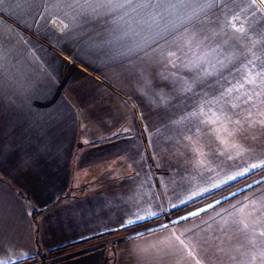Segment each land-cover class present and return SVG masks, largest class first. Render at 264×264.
<instances>
[{
    "label": "crops",
    "instance_id": "crops-1",
    "mask_svg": "<svg viewBox=\"0 0 264 264\" xmlns=\"http://www.w3.org/2000/svg\"><path fill=\"white\" fill-rule=\"evenodd\" d=\"M70 12L57 0L0 4V259L264 264V167L232 179L228 166L264 153V74L246 82L264 69V3L212 0L147 42L131 21ZM152 87L213 90L205 119L191 103L205 123L184 134V99ZM153 96L174 108L154 113Z\"/></svg>",
    "mask_w": 264,
    "mask_h": 264
},
{
    "label": "snow or ice",
    "instance_id": "snow-or-ice-1",
    "mask_svg": "<svg viewBox=\"0 0 264 264\" xmlns=\"http://www.w3.org/2000/svg\"><path fill=\"white\" fill-rule=\"evenodd\" d=\"M4 0H0L2 4ZM212 0H57L58 4L66 5L67 8L71 10L70 13H66L71 21H77L79 17L82 16H92V15H112L113 17H118L119 20H123L126 23L131 21L129 24V29L136 36H142L144 42H147L153 33L159 35L163 32H168L173 29L180 20H187L190 16L196 15L198 12H202L207 6L210 5ZM264 3V0H261ZM127 18V20L125 19ZM67 28L68 25L65 24ZM241 28H237L236 31H241ZM264 74V69L260 72H256L251 75L246 82L250 84L256 83V78ZM243 87V85H241ZM232 89L226 90L225 94H230ZM260 86L257 85L253 89L252 93L248 95L247 100L252 101L254 97L260 95ZM236 107V105H232ZM224 113L221 112L220 116ZM252 113L251 110L248 112V116L245 117L249 120ZM220 116H216V120L220 119ZM215 122V120L213 121ZM228 123L239 124L240 121H232L231 118L228 119ZM225 131H228L225 129ZM229 135L231 133L229 132ZM231 158V157H229ZM202 163V161H201ZM264 167V160L259 163H253L250 169L245 171H251L252 169H257ZM245 173H240L244 175ZM235 179V177H231ZM211 207V205H209ZM203 211V209H202ZM154 215L155 213H151ZM198 213H191L190 215H197ZM144 218V217H139ZM183 219H187L184 217ZM128 223H134V221H128ZM244 229L248 228V224L241 222ZM259 236L264 237V231L258 233ZM0 264H8L6 260L0 259Z\"/></svg>",
    "mask_w": 264,
    "mask_h": 264
},
{
    "label": "rangeland",
    "instance_id": "rangeland-1",
    "mask_svg": "<svg viewBox=\"0 0 264 264\" xmlns=\"http://www.w3.org/2000/svg\"><path fill=\"white\" fill-rule=\"evenodd\" d=\"M160 60L162 61V59H155V58H152V66L154 69L157 70V67L159 65V62ZM199 76H201V74L199 73L198 74ZM157 76V77H156ZM153 79H156L158 80V73L157 74H153ZM168 80H174V74H172V76L170 78H167ZM154 87V86H153ZM151 88L150 90H148L147 92L149 94H152V95H157L159 93V91H162V94L161 96H169V97H174V96H177V97H181L184 99V102L182 103L181 107L183 109H186V111L184 110V112L182 114H178L176 116V118H180L181 116L183 117H186L189 115V117L187 118V120H191V122L189 121V126H185L184 125V129L186 130V132L183 131V133H188L189 130L191 132H195L197 129H198V126H201L200 124L201 123H205V122H199L198 121V118L195 120L194 116H193V112H192V107H191V103L193 101V98L197 99V97H199L200 99V105H198L197 107L198 108H202L203 107V112L200 110V119H205L206 118V111H207V106L205 108V106L203 105V103L206 102L207 100V96H209V93L210 91L213 92V90L211 89H208L206 87H202L199 91V93L197 94V92L195 90H191V89H183V90H176V89H167L166 90V94L164 92V90H159V89H154V88ZM163 89V88H161ZM159 100H165V98L163 97H158V96H153V112L154 113H162V114H165L166 113V110L167 108L169 110H171L172 108H174V106L170 105V104H165L164 102H160ZM169 103V102H168ZM215 107H220V105H217ZM232 107V106H231ZM223 109V106L221 107V110ZM220 113H218L219 115ZM231 117L232 119H234V112L232 110L231 112ZM180 126H182V122H180ZM164 131V130H163ZM227 134L228 132L226 131L225 134L223 132V135H224V141L226 140H231L232 138H227ZM195 139V138H194ZM202 139H205V137H202ZM233 140V139H232ZM240 140V138H239ZM229 144V143H228ZM262 149V148H261ZM257 155H260L261 158H264V153L262 152H248V153H243V155L241 157H237V159L235 160H232V155H231V161L232 162H229L228 163V166H232V169H231V172H232V177H235L237 176V174H239L240 170L243 172L245 171V168L246 169H250L251 168V165L253 163H257ZM259 160V159H258ZM239 165L241 166H245L244 168H240L239 169ZM250 172V171H249Z\"/></svg>",
    "mask_w": 264,
    "mask_h": 264
},
{
    "label": "trees",
    "instance_id": "trees-1",
    "mask_svg": "<svg viewBox=\"0 0 264 264\" xmlns=\"http://www.w3.org/2000/svg\"><path fill=\"white\" fill-rule=\"evenodd\" d=\"M39 259H41V260L45 259V255H40Z\"/></svg>",
    "mask_w": 264,
    "mask_h": 264
}]
</instances>
